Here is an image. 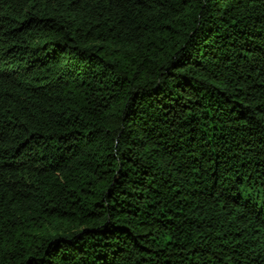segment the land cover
I'll return each instance as SVG.
<instances>
[{
	"label": "trees",
	"instance_id": "16d2710c",
	"mask_svg": "<svg viewBox=\"0 0 264 264\" xmlns=\"http://www.w3.org/2000/svg\"><path fill=\"white\" fill-rule=\"evenodd\" d=\"M0 264H264V0H0Z\"/></svg>",
	"mask_w": 264,
	"mask_h": 264
}]
</instances>
